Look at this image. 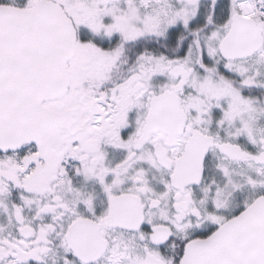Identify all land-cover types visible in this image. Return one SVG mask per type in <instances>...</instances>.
<instances>
[{
	"label": "snow or ice",
	"instance_id": "snow-or-ice-1",
	"mask_svg": "<svg viewBox=\"0 0 264 264\" xmlns=\"http://www.w3.org/2000/svg\"><path fill=\"white\" fill-rule=\"evenodd\" d=\"M0 264H264V0H0Z\"/></svg>",
	"mask_w": 264,
	"mask_h": 264
}]
</instances>
